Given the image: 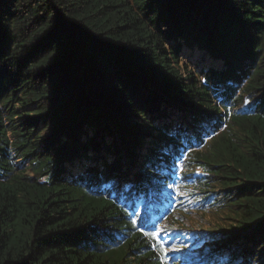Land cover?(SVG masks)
Returning a JSON list of instances; mask_svg holds the SVG:
<instances>
[{
  "label": "trees",
  "instance_id": "trees-1",
  "mask_svg": "<svg viewBox=\"0 0 264 264\" xmlns=\"http://www.w3.org/2000/svg\"><path fill=\"white\" fill-rule=\"evenodd\" d=\"M0 264H264V0H0Z\"/></svg>",
  "mask_w": 264,
  "mask_h": 264
},
{
  "label": "rangeland",
  "instance_id": "rangeland-1",
  "mask_svg": "<svg viewBox=\"0 0 264 264\" xmlns=\"http://www.w3.org/2000/svg\"><path fill=\"white\" fill-rule=\"evenodd\" d=\"M182 59H181V64H185L186 62V60L183 58V57H181ZM189 67V69H191L192 68V66H188ZM173 197V196H172ZM191 219L193 220V219H195L197 222V224L199 225V226H202V227H205L206 228V226L204 225V224H207L208 223V220H211L208 216H206V215H204V216H202V215H196V216H192L191 217ZM188 220V221H186V223L187 224H191V221L192 220ZM200 223H202V224H200ZM188 227H190V225H188ZM183 238H181V240L184 242L185 240H189L190 241V237L188 236V235H183L182 236ZM188 241V242H189ZM187 244V243H186Z\"/></svg>",
  "mask_w": 264,
  "mask_h": 264
},
{
  "label": "snow or ice",
  "instance_id": "snow-or-ice-1",
  "mask_svg": "<svg viewBox=\"0 0 264 264\" xmlns=\"http://www.w3.org/2000/svg\"><path fill=\"white\" fill-rule=\"evenodd\" d=\"M152 235H153V237H156L157 234H156V233H153ZM161 247L163 248V245H161ZM163 250L165 251V253H167V252L170 251V250H171V251H178V249H166V248L163 249Z\"/></svg>",
  "mask_w": 264,
  "mask_h": 264
}]
</instances>
